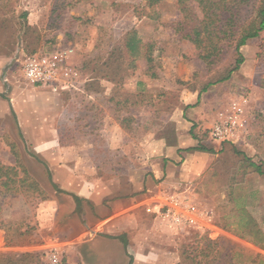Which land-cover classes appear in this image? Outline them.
I'll use <instances>...</instances> for the list:
<instances>
[{
  "label": "rangeland",
  "instance_id": "374dc122",
  "mask_svg": "<svg viewBox=\"0 0 264 264\" xmlns=\"http://www.w3.org/2000/svg\"><path fill=\"white\" fill-rule=\"evenodd\" d=\"M178 1L0 0V57L6 56L22 86L32 88L22 71L26 57L66 55L87 85L94 84V114L106 112L109 121L118 123L125 141V172L135 167L142 172L148 142L174 141L184 131V111L207 102L215 105L214 124L230 115L236 103L243 126L240 137L245 141L249 133L251 138L238 145L243 143L240 150L246 149L264 173V41L241 48L243 65L230 80L217 83L230 67L232 51L212 66L201 61L195 47L174 33L173 25L182 19ZM131 31L153 46L152 64L128 56L124 37ZM109 138L116 142V137ZM238 156L226 155L227 161L216 165L221 174L216 200L201 199L216 212V226L230 234L216 231L210 236L188 228L172 234L164 243L176 251L177 264H264V174L241 177L245 164ZM0 164L16 168L17 182H24L0 185V264H49L47 251L40 247L50 249V239L62 240L71 233L61 228L60 219L54 222L52 211L42 208L54 196L50 174L13 126L0 128ZM228 165L234 168L228 170ZM27 254L32 256L24 258ZM61 256L67 263V253Z\"/></svg>",
  "mask_w": 264,
  "mask_h": 264
},
{
  "label": "crops",
  "instance_id": "0c3cea01",
  "mask_svg": "<svg viewBox=\"0 0 264 264\" xmlns=\"http://www.w3.org/2000/svg\"><path fill=\"white\" fill-rule=\"evenodd\" d=\"M8 64L6 56L0 57V128H16L45 165L57 189L42 208L71 231L62 240L50 239L53 247L41 250L66 252L68 264H177L176 251L164 241L185 229L165 218L167 211L191 217L189 230L230 234L216 226V212L201 199L216 200V178L221 176L216 165L226 155H241L240 160L245 155L255 162L246 149L240 150L243 143L238 145L251 139L249 133L245 141L240 137L228 144L211 138L215 105L206 102L184 111V131L174 141L150 140L141 156L146 160L142 172H135L137 167L125 172L123 133L106 112L94 114L98 95L85 88L86 80L81 92L54 95L48 88L22 86ZM240 172L235 174L254 173L246 166Z\"/></svg>",
  "mask_w": 264,
  "mask_h": 264
},
{
  "label": "trees",
  "instance_id": "16d2710c",
  "mask_svg": "<svg viewBox=\"0 0 264 264\" xmlns=\"http://www.w3.org/2000/svg\"><path fill=\"white\" fill-rule=\"evenodd\" d=\"M178 6L182 19L173 25L174 33L195 47L201 61L212 66L218 64L229 51H232L230 67L217 83L230 80L243 65L245 60L241 53L242 47L253 41H264V0H179ZM26 15L24 13L23 17ZM124 47L129 57H144L149 64L153 63L151 55L153 46L144 45L135 31L126 34ZM86 86L88 91L94 88V84L91 83ZM206 91L207 87L202 93ZM243 157L242 163L247 169L264 174L259 165L245 155ZM3 177L6 178L5 181H1ZM17 177L16 168L0 164L2 187L10 188L17 183L23 184V180L17 182ZM53 186L57 189L55 185ZM1 194L3 193L0 191ZM31 256L27 254L24 258Z\"/></svg>",
  "mask_w": 264,
  "mask_h": 264
},
{
  "label": "built area",
  "instance_id": "2783aa9c",
  "mask_svg": "<svg viewBox=\"0 0 264 264\" xmlns=\"http://www.w3.org/2000/svg\"><path fill=\"white\" fill-rule=\"evenodd\" d=\"M22 71L26 81L32 86L48 88L54 92H81L85 84L78 69L69 63L68 57L64 54H34L26 57ZM221 119L211 129V138L219 143L233 142L234 139L240 138L243 126L236 103L231 114ZM189 211L194 213L196 209L191 208ZM164 217L178 229L188 228L194 222L191 217L174 211H167ZM48 260L49 264H64L61 254L57 251L50 252Z\"/></svg>",
  "mask_w": 264,
  "mask_h": 264
}]
</instances>
